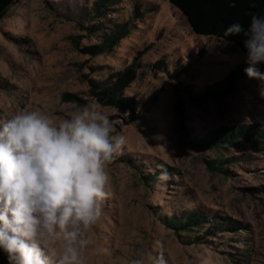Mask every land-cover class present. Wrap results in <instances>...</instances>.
<instances>
[{
  "label": "rangeland",
  "instance_id": "rangeland-1",
  "mask_svg": "<svg viewBox=\"0 0 264 264\" xmlns=\"http://www.w3.org/2000/svg\"><path fill=\"white\" fill-rule=\"evenodd\" d=\"M94 1L16 0L0 20V120L33 109L66 117L91 102L86 79L139 65L123 92L136 100L133 115L103 106L126 144L109 166L112 196L87 264H129L141 252L163 254L167 264H264L260 82L244 75L239 94L203 98L244 59L191 34L169 0H121L101 22H131L130 34L111 53H82L74 39L84 49L103 35L87 30L97 24ZM242 127L259 137L200 146L217 130ZM189 213L201 223L176 231Z\"/></svg>",
  "mask_w": 264,
  "mask_h": 264
},
{
  "label": "clouds",
  "instance_id": "clouds-1",
  "mask_svg": "<svg viewBox=\"0 0 264 264\" xmlns=\"http://www.w3.org/2000/svg\"><path fill=\"white\" fill-rule=\"evenodd\" d=\"M224 36L243 38L245 75L260 82L264 99V14H252L247 29L232 23ZM125 144L95 98L66 117L33 109L0 120V253L8 264H87L112 196L109 166ZM129 264L167 261L141 252Z\"/></svg>",
  "mask_w": 264,
  "mask_h": 264
},
{
  "label": "trees",
  "instance_id": "trees-1",
  "mask_svg": "<svg viewBox=\"0 0 264 264\" xmlns=\"http://www.w3.org/2000/svg\"><path fill=\"white\" fill-rule=\"evenodd\" d=\"M16 2V0H0V20L5 16L7 10ZM121 0H95L91 5L90 13L97 21V24L91 25L92 33L102 31L101 40L97 45L80 49L79 41L73 40L74 48L82 53L90 56H99L104 53H111L122 38L130 34L131 22L126 24H113L105 27L101 22L105 19L112 6L119 4ZM171 8L178 12L181 16L182 23L186 25L191 34L195 37H207L221 45V50L224 53L235 52L243 59L244 63L235 66L224 80L211 87L208 85L203 89L202 97L217 98L226 95L239 94L238 80L245 75L247 52L243 47L241 36L225 37L226 28L234 22H240L245 29L250 24L252 14H264V0H169ZM138 8L136 7V11ZM137 12H135L136 14ZM92 20L94 18L92 17ZM133 25V24H132ZM101 34V33H100ZM261 72H264V65L258 66ZM137 60L130 63L124 69L111 74L103 80L97 81L94 78L86 79L89 84V93L102 106L118 107L124 111H128L133 115L136 100L132 97H125L123 92L129 87L136 73L139 70ZM68 98H73L72 95H66ZM132 117V116H131ZM235 135L250 136L251 138L259 137L260 133L251 131L249 128H239L238 131L232 129L217 130L211 135L204 137L200 146L223 143L228 137ZM202 221V215L189 213L183 222L176 226V231H184L189 228L198 226ZM210 230L205 232V236L210 235ZM0 264H8L7 258L0 253Z\"/></svg>",
  "mask_w": 264,
  "mask_h": 264
}]
</instances>
